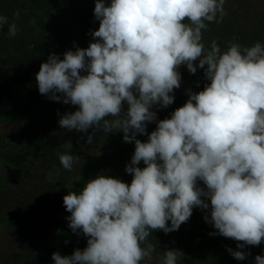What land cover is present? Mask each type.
I'll return each mask as SVG.
<instances>
[{"label": "clouds", "instance_id": "obj_1", "mask_svg": "<svg viewBox=\"0 0 264 264\" xmlns=\"http://www.w3.org/2000/svg\"><path fill=\"white\" fill-rule=\"evenodd\" d=\"M225 2L110 0L106 6L95 0V42L63 59L49 54L40 65L38 92L77 107L61 116V128L93 129L88 145L95 130L123 133L134 144L125 166L130 184L98 175L63 197L68 227L87 237V247L69 256L53 253L54 264H143L155 250L141 246L152 231H177L194 207L217 230L210 235L243 242L237 249L264 247V43L233 41L223 51L216 40L206 46L204 32L223 21ZM5 26L9 37L17 35V23L0 15V29ZM181 66L190 74L203 69L208 83L197 93L188 90L185 104L158 120L152 109L173 104ZM153 122L155 130L146 133ZM64 148L59 161L71 171L80 157L71 154L70 142ZM227 251L237 261L247 258ZM184 258L181 250L164 251L161 264Z\"/></svg>", "mask_w": 264, "mask_h": 264}, {"label": "trees", "instance_id": "obj_2", "mask_svg": "<svg viewBox=\"0 0 264 264\" xmlns=\"http://www.w3.org/2000/svg\"><path fill=\"white\" fill-rule=\"evenodd\" d=\"M109 2L105 0L106 6ZM94 5L95 0H0V15L15 21L19 29L15 37L7 35L6 26L0 29V264H54L53 253L69 256L83 250L87 237L68 227L71 213L65 210L63 197L78 193L98 175L131 182L125 166L130 164L134 144L124 142L120 132L95 130L91 145L85 141L93 129L67 132L58 120L77 107L41 95L35 80L49 54L63 59L66 51L86 49L95 42L91 34L99 21L93 15ZM224 8L223 21L209 24L204 32L206 46L216 40L223 51L233 41L242 47L264 43V0H226ZM178 71L181 85L174 90L173 104L152 109L158 120L170 118L182 107L188 90L197 93L208 83L203 69L190 74L181 66ZM155 127V122L149 123L146 133ZM136 138L147 141V135ZM66 142L72 145L71 154L80 157L71 171L59 161ZM197 186L206 190L203 182ZM206 214L194 207L177 231L153 230L141 246L151 244L155 250L143 264H161L164 251L173 249L183 252L182 264H255L264 258V247L237 249L243 242L210 235L217 230L205 222ZM229 248L243 251L246 260L234 259Z\"/></svg>", "mask_w": 264, "mask_h": 264}]
</instances>
